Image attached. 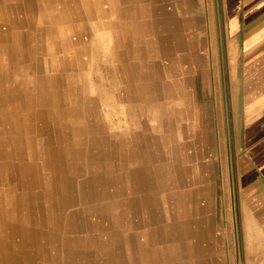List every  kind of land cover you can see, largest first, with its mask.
<instances>
[{
	"label": "crops",
	"instance_id": "crops-1",
	"mask_svg": "<svg viewBox=\"0 0 264 264\" xmlns=\"http://www.w3.org/2000/svg\"><path fill=\"white\" fill-rule=\"evenodd\" d=\"M165 1L0 0V189L27 197L36 224L64 191L73 229L64 248L52 231L29 239L50 248L26 249L21 232L0 240V264H264V0H221V75L205 69L199 16ZM217 87L235 176L234 263L231 248L216 257L207 247ZM106 222L114 248L100 247L107 231L86 228Z\"/></svg>",
	"mask_w": 264,
	"mask_h": 264
},
{
	"label": "rangeland",
	"instance_id": "rangeland-1",
	"mask_svg": "<svg viewBox=\"0 0 264 264\" xmlns=\"http://www.w3.org/2000/svg\"><path fill=\"white\" fill-rule=\"evenodd\" d=\"M181 1H183V10L189 12L191 14L189 15L192 17L196 15L200 18V30L202 31L200 43H202L201 47L204 46L202 54L206 60L204 63L206 69L211 63L215 67V73L221 75L222 57L218 53L222 54V49L217 47V40L221 39L220 33L218 37V29H221V0H191L192 4H184V0ZM163 3L167 7L176 6L173 4H176L175 0ZM191 10H194V12H191ZM183 18H188V16H184ZM185 29L187 30L188 28ZM211 29H213V32ZM212 43L213 48H209L211 53L208 54V44L211 46ZM209 57L211 58L208 59ZM220 83L222 84L221 76ZM208 95L210 120L213 116L216 137L214 145L212 147L208 146L210 147L208 157L204 161L208 165V168L206 167L204 175L214 187L213 196L217 206L212 209V213L210 214L216 219V227L213 233L214 239L208 242V246H206L215 250L216 257L219 256L218 252L223 254L227 250V253H229L228 249L231 248V261L234 263L235 237H237L238 231V224L234 221L233 213L234 204H236L234 197L235 176L230 175L228 171L229 164L226 158L227 145L223 127V96L221 87L215 89L214 95L210 93ZM226 99L228 98L226 97ZM201 202L202 206L205 205V201Z\"/></svg>",
	"mask_w": 264,
	"mask_h": 264
},
{
	"label": "bare ground",
	"instance_id": "bare-ground-1",
	"mask_svg": "<svg viewBox=\"0 0 264 264\" xmlns=\"http://www.w3.org/2000/svg\"><path fill=\"white\" fill-rule=\"evenodd\" d=\"M172 12V11H171ZM166 16V15H164ZM156 17V16H155ZM197 17V16H196ZM159 19V18H158ZM169 19V18H168ZM118 20V19H117ZM161 20V19H160ZM198 20V19H197ZM159 21V20H158ZM189 21V20H188ZM192 21V20H191ZM90 23V22H89ZM169 23H170V19H169ZM163 27V26H162ZM161 28V27H160ZM172 28V27H171ZM183 30V29H182ZM201 31V30H200ZM175 35V34H174ZM181 35V34H179ZM184 36V35H183ZM185 37V36H184ZM167 39V38H166ZM166 41V40H165ZM163 42V41H162ZM168 42V41H167ZM196 42V41H195ZM104 43V42H103ZM106 43V42H105ZM103 45V44H102ZM111 47V45H110ZM180 47V46H179ZM54 48V47H53ZM87 49V48H86ZM109 49V48H108ZM107 49V50H108ZM167 49V48H166ZM198 49V48H197ZM89 50V48H88ZM168 51V50H167ZM174 51V50H173ZM184 51V49H183ZM54 52V51H53ZM182 52V51H181ZM63 53V52H62ZM113 53V52H111ZM52 55V54H51ZM180 55V54H179ZM59 57V56H58ZM57 59V58H56ZM187 60V59H186ZM58 62V61H57ZM180 63V62H179ZM41 64V63H40ZM60 65V64H59ZM63 65V64H62ZM41 67V66H40ZM189 67V66H188ZM61 68V67H60ZM64 69V68H63ZM206 69V68H205ZM60 70V69H59ZM70 70V68H69ZM37 71V70H36ZM168 71V70H165ZM44 72V71H43ZM76 72V71H75ZM187 72V71H186ZM37 73V72H36ZM81 73V72H80ZM77 74V73H76ZM188 74V73H187ZM54 75V73H53ZM67 77V76H66ZM85 79V78H84ZM56 80V79H55ZM86 81V80H85ZM70 83V82H69ZM90 84V83H89ZM72 85V84H71ZM87 85V82H86ZM54 86H56L54 84ZM79 88V87H78ZM32 89V88H31ZM51 89V88H50ZM55 89V88H54ZM77 90V89H76ZM200 90V89H199ZM56 91V90H55ZM200 93V92H199ZM202 93V92H201ZM31 94V93H30ZM65 94V93H64ZM186 94V93H185ZM49 96V94H48ZM201 96V95H200ZM29 98V97H28ZM87 98V97H86ZM85 98V100H86ZM201 98V97H200ZM49 100V99H48ZM53 100V99H52ZM204 100V99H203ZM54 103V102H53ZM200 104V103H199ZM51 105V104H50ZM14 106H16L14 104ZM28 106V104H27ZM59 106V105H58ZM9 107V105H8ZM53 108V106H52ZM59 108V107H56ZM82 108V107H81ZM200 108V107H199ZM55 109V108H54ZM78 109V108H77ZM82 110V109H81ZM80 110V111H81ZM63 111V110H62ZM82 112V111H81ZM80 112V113H81ZM94 112V111H93ZM79 113V112H78ZM85 113V112H84ZM105 113V112H104ZM70 114V113H69ZM101 115V114H100ZM107 115V114H106ZM105 115V116H106ZM109 115V114H108ZM111 115V114H110ZM109 115V116H110ZM18 118V117H17ZM84 118V117H83ZM86 118V117H85ZM98 118V115H97ZM114 118V117H113ZM112 118V119H113ZM75 120V119H74ZM81 120V119H80ZM105 120V118H104ZM107 120V119H106ZM71 121V119H70ZM66 122V121H65ZM87 122V121H86ZM105 122V121H104ZM80 124V123H79ZM74 125V124H73ZM76 125V124H75ZM103 125V124H102ZM70 126V124H69ZM72 126V125H71ZM112 126V125H111ZM114 126V125H113ZM77 127V126H76ZM89 129V128H88ZM68 130V129H67ZM69 136V135H68ZM7 140V139H6ZM38 140V139H37ZM36 144V142H35ZM30 145V144H29ZM107 145V144H106ZM38 146V145H37ZM7 147V146H6ZM32 147V150H34L33 145L31 144L30 148ZM12 148V147H11ZM67 149V148H66ZM48 151V154H53V152L49 151L48 148L46 149ZM87 150V149H86ZM72 155H74V152L71 151ZM103 153V152H102ZM106 154V153H105ZM29 156V155H28ZM53 156V155H52ZM23 157V156H22ZM74 157V156H73ZM29 159V158H28ZM37 161L38 158H37ZM110 162V161H109ZM39 163H37L38 165ZM87 164V163H86ZM47 163L42 165V166H38L37 167V172L38 170H48L47 169ZM51 168H53L51 166ZM102 168V167H101ZM8 169V168H7ZM54 170L57 171V168H53ZM87 169V168H86ZM110 169V168H109ZM63 170V168H62ZM113 170V169H112ZM1 172V171H0ZM61 172V170L59 171ZM65 175V174H64ZM41 176V175H40ZM101 177V176H100ZM51 178V177H50ZM12 179V178H11ZM67 179V178H66ZM82 179V178H80ZM79 179V180H80ZM49 180V179H48ZM46 181V179H38V183L40 185L44 184ZM56 181V180H55ZM80 182V181H79ZM65 183V180H64ZM72 184V183H71ZM65 185V184H64ZM74 187V186H73ZM47 188V185L45 186V189ZM61 188V187H60ZM100 188V187H99ZM75 189V188H74ZM51 190V186L49 188L46 189V192H48V194L50 193L49 191ZM61 190V189H60ZM76 190V189H75ZM74 190V191H75ZM29 191V190H28ZM56 191V190H55ZM66 191V190H65ZM81 191V190H80ZM73 192V190L71 191V193ZM76 192V191H75ZM81 193V192H80ZM43 194V192H42ZM91 194V193H90ZM36 195V194H35ZM85 195V194H84ZM41 196V194L39 195V197ZM43 196V195H42ZM41 196V197H42ZM58 199L55 203L54 206V210L56 212H48L49 213V220H45L42 223L38 222L37 224L32 222L30 216H35L36 214L39 215V210L37 209V212L35 213H31L30 209H28L27 205H29L26 201H27V197H24L23 194L19 193L18 191H16L14 189V187L7 189V190H1L0 189V240L1 241H8V237L14 235L17 232H21V234L23 236H25L26 241L25 244L23 245V247L27 248H37V249H41L43 247L46 248H50L53 247L51 244L50 239L48 240V243H46L44 246L39 245V244H32L29 243V239L31 238H48L50 235L48 234L49 232L52 231L53 235L55 234L57 237L61 238L60 243H61V247H69L72 246L69 244V241L65 240V234L66 233H72L71 231L73 230L71 228V223H70V214L67 211V207L66 205L69 202L68 196L67 194L62 191L59 192L57 194ZM82 196V195H81ZM175 196V195H174ZM75 197V196H74ZM72 198V197H71ZM171 199V198H170ZM33 200V199H32ZM44 200V199H43ZM49 200V199H48ZM52 200V199H51ZM172 201V200H170ZM71 202V201H70ZM83 202V201H82ZM36 203V202H35ZM78 203V202H77ZM75 204V203H74ZM72 205V204H71ZM88 205V204H86ZM85 205V206H86ZM90 205V204H89ZM101 205V204H100ZM76 206V205H75ZM46 208V207H45ZM71 208V207H70ZM28 209V210H27ZM82 209V208H81ZM118 210V209H117ZM85 212V210H84ZM80 213V212H79ZM88 213V211H87ZM119 213V212H118ZM89 214V213H88ZM120 214V213H119ZM102 215V214H101ZM114 216V215H113ZM121 216V215H119ZM34 218V217H33ZM87 218V217H86ZM136 218V217H135ZM35 219V218H34ZM115 219V218H114ZM115 221V220H114ZM125 222V221H124ZM85 224V223H84ZM89 224V223H88ZM114 226V224H110V223H105L104 225L102 223L98 224V223H92L89 225H86V228L90 231L94 230V231H98L99 229H102V231H107V237L106 240H104L100 247L103 248H114V235H112V230L111 228ZM79 227V226H78ZM133 227V225H132ZM114 228V227H113ZM109 230V231H108ZM76 231V230H74ZM89 231V232H90ZM127 231V230H126ZM79 233V232H78ZM81 233V232H80ZM82 235V234H81ZM20 236V235H19ZM103 236V234H102ZM92 237V236H90ZM96 237V236H95ZM58 238V239H59ZM21 239V238H20ZM73 239V238H72ZM79 240V239H78ZM98 240V239H97ZM21 241V240H20ZM74 241V239H73ZM72 241V242H73ZM96 241V240H95ZM91 242V241H90ZM9 243V242H8ZM74 243V242H73ZM84 243V241L81 243V245ZM55 245V244H54ZM75 245V243L73 244ZM88 245V244H87ZM92 245V244H91ZM64 246V247H63ZM96 246V245H95ZM58 246L56 245V248ZM76 247V246H75ZM22 248V247H21ZM77 248V247H76ZM84 248V247H83ZM10 249V247H9ZM70 249V248H69ZM3 250V249H2ZM80 250V249H79ZM9 252V251H7ZM50 252V251H49ZM19 264V263H18Z\"/></svg>",
	"mask_w": 264,
	"mask_h": 264
}]
</instances>
